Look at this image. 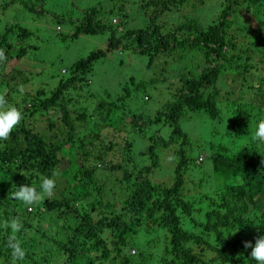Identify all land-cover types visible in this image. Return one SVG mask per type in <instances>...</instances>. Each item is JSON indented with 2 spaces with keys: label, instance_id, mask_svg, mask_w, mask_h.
<instances>
[{
  "label": "trees",
  "instance_id": "trees-1",
  "mask_svg": "<svg viewBox=\"0 0 264 264\" xmlns=\"http://www.w3.org/2000/svg\"><path fill=\"white\" fill-rule=\"evenodd\" d=\"M11 1L16 0H0V14ZM121 1L114 0L111 9L93 6L60 19L71 25V39L109 33L106 49L74 60L67 77L33 93L20 91L29 75L22 70L10 71L2 80L5 90L0 88V95L23 117L10 138L0 140V224L13 217L22 223L16 236L26 255L17 264H257L244 242L254 245L264 235V143L249 137L264 118V0H146L141 4L147 8L144 27L128 26L129 11ZM30 3L23 0L28 10L33 9ZM172 10L183 19L177 13V19L160 20ZM31 35L19 23L0 20V49L7 57L0 70L35 49ZM122 49L148 57V77L128 75L116 95L92 105L88 101L91 108L81 101L79 109L69 110L68 104L78 102L79 89L90 84L95 62L109 50ZM169 76L176 81L161 104L136 112L126 108L137 98L149 100L139 91ZM58 109L61 124L48 118ZM187 113L227 124L223 131L211 127L207 136L199 132L200 141L192 143L181 126L191 119ZM44 114L45 128L36 124ZM163 124L171 128L168 136L155 133L148 138L144 153L150 161L139 166L131 150L134 133L143 135L150 126ZM112 128L128 133L131 140L127 137L123 146L114 142L105 132ZM241 140L248 142L246 147L236 149ZM177 142L172 181L150 179L159 165L157 147ZM199 144L205 153L200 162L188 153ZM113 157L123 164L112 162ZM207 160L210 175L201 176L202 169L195 178L205 185L212 180L213 187L198 199L188 198L186 168ZM100 166L122 170V177L110 182ZM44 177L56 182L51 197L45 195L31 207L8 197L23 184L40 192ZM109 183L115 192L106 195ZM143 233L157 238H145L137 248L134 242ZM9 234L10 229L0 227V264H13L6 247ZM158 243L160 248L154 247ZM131 246L137 254L129 252Z\"/></svg>",
  "mask_w": 264,
  "mask_h": 264
},
{
  "label": "rangeland",
  "instance_id": "rangeland-1",
  "mask_svg": "<svg viewBox=\"0 0 264 264\" xmlns=\"http://www.w3.org/2000/svg\"><path fill=\"white\" fill-rule=\"evenodd\" d=\"M33 5L32 10H28L24 7L23 0L11 1L9 8L2 15L0 14V20L3 23L7 21L16 22L24 27L28 28L32 35L29 37V42L34 44L35 49H30L26 57H23L19 60L13 59L7 63V65L0 70V88L5 90L2 80L5 75L13 70H22L24 71L28 79L27 83L22 87L24 90L29 92H34L35 89H38L42 86L51 87L57 80L61 77L65 78L69 74V67L71 63L79 57L86 56L90 51L94 49H106L107 39L109 36L108 32L99 33L94 35H80L75 39L68 37L71 29V25L67 21H60V19L65 16H78L81 14L83 8L98 7L102 9H111L114 8V0H30ZM146 0H123L120 3H123L124 9L128 12L127 24L128 26L134 27H144L147 23L148 17L144 15V11L147 12V8H142L141 4ZM119 3V2H118ZM119 3V5H120ZM212 5V4H211ZM111 6V7H110ZM37 9H42V13H38ZM185 11H188L186 8ZM264 11V9H263ZM205 11H203V14ZM180 16L181 14L177 12ZM174 10L166 11L160 16V20H166L167 18H179V15ZM186 13V12H185ZM193 14H198L193 11ZM205 16V15H204ZM203 16V17H204ZM207 16V15H206ZM202 17V18H203ZM180 19H183L181 16ZM58 20L60 22H58ZM59 26V27H58ZM67 36V37H66ZM66 37V38H65ZM148 57L147 56H137L130 53L129 50H109L106 52V56L99 59L95 62L94 69L92 71L91 82L89 85H84L81 87L76 94L78 96V102H73L68 104L69 110L79 109L80 102H85L88 108H91L88 105L90 101L91 105L94 104L98 99H106L107 96H114L120 89L121 83L123 80H126L128 75H134L137 80L142 79L143 77H148L149 67L147 66ZM65 70V71H64ZM170 73H168L169 75ZM148 79V78H146ZM252 82L255 78H251ZM148 82L147 80H145ZM176 81L175 78L169 76L168 81L164 83H157L156 87L147 86L145 91H139V96L142 98L144 95L150 97L149 100L141 101L137 100L132 103H128L127 109L133 111L144 110V107L148 109H154L160 102V104L165 100L169 95L170 84ZM52 82V83H51ZM51 85V86H50ZM229 86H233L229 82ZM237 89L238 85H234ZM4 92V91H3ZM2 92V93H3ZM1 93V94H2ZM21 93V92H20ZM88 94H91L89 99ZM19 97V96H18ZM17 97V98H18ZM81 105H83L81 103ZM85 105V106H86ZM61 114V113H60ZM59 109L57 111H50L48 118H51L52 121L58 124H61L59 119ZM192 114L187 113V118H191ZM47 114L40 115L38 122L39 127L45 128L47 125ZM223 117V116H222ZM256 123V122H255ZM226 122L219 123L216 122H207L203 116H195L188 120L181 121V126L184 130L189 131V139L192 143H198L200 140L199 132L202 134L209 133L211 127H216L219 131L220 129H225ZM252 124V123H251ZM254 124V123H253ZM143 122H141V126ZM170 127L167 125H152L149 128L145 129L144 134H135V143L131 147V150L134 152L135 158L138 161V165H145L149 163V156L144 153L145 147L148 145V138L155 133L167 137L170 132ZM106 135L123 146L125 141H129L130 135L126 132H117L116 130L108 129L105 131ZM225 134V132H223ZM229 134V133H226ZM230 135V134H229ZM252 134L249 133V137ZM144 136V137H140ZM129 139H128V138ZM137 140V141H136ZM252 141V139H251ZM240 145L237 148L243 150L247 143L244 140L239 141ZM225 144L230 146V141L225 140ZM200 144H202L200 142ZM195 145L191 150L188 151L189 156L194 158L198 157L199 162L205 158V153L203 151L202 145ZM179 146V142L168 148H162L161 146L157 147L159 165L152 170L149 177L155 182H165L169 184L174 176V167L177 161L176 150ZM232 146V144H231ZM115 155H118L117 153ZM203 158L201 160V158ZM109 160V159H108ZM122 163H121V162ZM64 161H62L63 163ZM112 162H120L123 164V160L118 157H113ZM61 163V164H62ZM62 167V166H61ZM103 172L110 176V182H113L114 178L122 177V170L117 171H106V168L99 167ZM204 169L205 173H202L201 176H209L207 171H209V161L201 163V165L196 167L195 165H190L186 168L185 171V180L187 181L185 193H187L188 198L194 197L198 199L200 194L208 192V188H212L213 182L209 181L205 185L206 181H199L195 178V175L198 174V170ZM117 183V182H116ZM199 184H202V187H199ZM107 194L115 192V188H110V183L105 187ZM116 196H121L120 193H117ZM54 231V229H52ZM145 238L156 239V234H140L136 237L134 246L141 248L144 246L143 241ZM160 244H155L154 247H159ZM147 248L150 250L153 249V242L148 245ZM160 248V247H159ZM130 253L137 254L138 250L134 247L129 248Z\"/></svg>",
  "mask_w": 264,
  "mask_h": 264
},
{
  "label": "clouds",
  "instance_id": "clouds-1",
  "mask_svg": "<svg viewBox=\"0 0 264 264\" xmlns=\"http://www.w3.org/2000/svg\"><path fill=\"white\" fill-rule=\"evenodd\" d=\"M7 59L4 49H0V62ZM23 92V89H20ZM22 113L14 106H9L5 95H0V140H7L10 138L12 130L21 122ZM252 140L254 142L264 143V118H261L255 130L252 133ZM264 164V159L261 160ZM53 175H56L53 172ZM55 180L44 177L41 181V191L38 192L35 187L23 184L17 190L9 192L8 197L21 202L23 205L31 207L38 203L43 196L51 197L55 189ZM0 227L8 230L10 234L7 237L6 247L11 250V257L13 264H17L25 258L26 252L21 246V242L16 236L22 228V223L19 218L13 217L10 220L3 221ZM236 232V231H235ZM235 232L232 234L234 235ZM227 238V237H226ZM244 247L251 248L250 257L257 262V264H264V235L258 236L253 245L251 241H245Z\"/></svg>",
  "mask_w": 264,
  "mask_h": 264
}]
</instances>
